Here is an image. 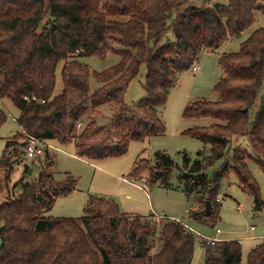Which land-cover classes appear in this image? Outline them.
<instances>
[{
    "label": "trees",
    "instance_id": "trees-1",
    "mask_svg": "<svg viewBox=\"0 0 264 264\" xmlns=\"http://www.w3.org/2000/svg\"><path fill=\"white\" fill-rule=\"evenodd\" d=\"M256 11L264 15V0L202 7L191 0H0V101L19 110L17 123L27 134L60 146L74 143L77 157L92 163L121 158L132 142L165 134L161 109L179 77L203 52L219 50L251 28ZM170 33L174 40L167 39ZM109 53L120 61L102 72H91L78 60ZM61 61L64 89L54 96ZM219 63L224 75L214 88L218 100H195L183 113L186 119L214 120L185 132L210 145V156L193 161L184 155L178 167L157 152L152 168V180L168 188L172 171L180 170L185 191L195 192L189 220L210 228L220 220L218 194L231 172L252 198L254 211H264L260 185L249 169L254 161L264 172V28ZM142 66L147 97L128 107L125 93ZM91 75L100 84L93 95ZM104 105L115 112L108 126L94 119ZM8 117L1 109L0 129ZM238 138L248 139L250 151L230 152ZM25 147L20 131L0 160V197L10 189L15 167L23 168L20 194L0 202V264H192L197 235L186 224L124 213L110 198L91 197L79 219L44 217L58 197L75 190L77 179L67 175L55 181L49 171L55 161L47 150L33 159L42 166L38 178L26 182L31 169L23 167ZM223 160L209 177L207 171ZM148 165L139 161L131 175L141 178ZM201 239L204 264H242L240 241ZM247 264H264V239L249 251Z\"/></svg>",
    "mask_w": 264,
    "mask_h": 264
},
{
    "label": "rangeland",
    "instance_id": "rangeland-1",
    "mask_svg": "<svg viewBox=\"0 0 264 264\" xmlns=\"http://www.w3.org/2000/svg\"><path fill=\"white\" fill-rule=\"evenodd\" d=\"M227 3L228 0H191V4L199 7L215 4L226 5ZM255 17V24L241 36L229 39L219 50L203 52L195 63L199 66L198 72L194 73L190 69L179 77V82L172 90L166 106L161 109V116L166 125L165 134L151 137L144 142H132L126 155L121 158L94 163L97 166L76 157L77 150L74 143L60 146L56 142H52L53 148L50 152L55 165L49 168V171L53 173L54 180L63 181L68 176H73L77 179V184L71 194L58 197L52 210L45 212L44 217L79 219L84 216V208L91 197L113 200L116 197L117 204L124 213L145 219L155 216L156 218H154L159 221L163 218L174 219L190 226L199 233L200 235L196 234L192 264H204L205 248L202 245V237L215 238L219 241H240L243 252L242 264H247L248 253L256 243L255 241H247V239L251 235H262V232H264V211L261 213L254 211L252 198L242 190L234 172H231L221 182L218 194L221 203L220 220L214 228H210L189 220L188 212L194 206L195 192L190 194L185 191L184 182H180V170L176 168L172 171L170 187L168 188L162 185V182L156 177L152 180V168L156 164L157 152H164L169 155L178 167L183 165L184 155H188L193 161L198 159L205 161L210 156V145L190 137L185 132L195 127L208 126L214 123V120L186 119L183 113L185 108L195 100H218L214 88L224 75L219 60L223 55L237 53L241 44L253 32L264 28V15L256 11ZM167 39L174 40V34L170 33ZM78 60L89 66L91 72H102L117 65L120 57L114 53H109L106 58L80 57ZM63 66L64 61H61L57 67V83L54 96L60 95L64 89L61 75ZM146 76L147 68L142 66L139 75L125 93L126 106L131 107L147 97L144 88ZM98 87H100V84L91 75L90 94L93 95ZM262 95L263 91L260 92L259 96ZM1 109L5 110L9 117L6 124L0 129V160L3 158L7 142L21 131L19 124L14 120L19 117V110L14 104L9 100L0 101ZM96 111L94 116L97 117L94 119L100 126H108L112 122L115 112L111 110L109 105H104ZM239 147L250 151L248 139H233L230 152L232 153L235 148ZM141 160L149 164L148 168H144L141 173V178L148 182L144 186L140 183L141 178H135L131 175ZM224 162V160L219 161L207 171V175L211 177L214 171L219 169ZM24 164L31 169L26 182L36 180L42 166L37 161L27 159H24L23 167ZM249 169L260 185L264 200V172L254 161L249 162ZM22 175V165L16 166L12 174L10 189H5L2 192L0 202L17 197L20 194L22 184L18 182L21 180ZM0 176L3 177L2 171H0ZM122 179L128 181L124 182ZM138 185L142 188H139ZM239 207L241 208L240 212L237 210ZM251 227L255 231H251ZM217 230L221 231L220 235Z\"/></svg>",
    "mask_w": 264,
    "mask_h": 264
},
{
    "label": "built area",
    "instance_id": "built-area-1",
    "mask_svg": "<svg viewBox=\"0 0 264 264\" xmlns=\"http://www.w3.org/2000/svg\"><path fill=\"white\" fill-rule=\"evenodd\" d=\"M192 70L194 73L198 72L199 66L194 65ZM14 120L17 122L16 119H14ZM81 128H82V124H79L77 126V131H80ZM21 131L25 135V138H26L25 151H26V159L27 160H33V159H36L40 156H43L47 150H51L53 148L51 142L46 141V140H42V139L36 138L30 134H27L22 128H21ZM140 183L143 186L148 184V182L143 178L140 180ZM138 187L142 188V186H139V185H138ZM218 202H220L219 199H218ZM238 210L241 211V208L239 207ZM186 228H188L190 231L194 232L195 234L200 235L194 229H192L191 227H189L187 225H186ZM217 233L220 234L221 231L217 230ZM202 238L206 239L208 241H211V242L219 241L218 239H215V238H205V237H202Z\"/></svg>",
    "mask_w": 264,
    "mask_h": 264
},
{
    "label": "crops",
    "instance_id": "crops-1",
    "mask_svg": "<svg viewBox=\"0 0 264 264\" xmlns=\"http://www.w3.org/2000/svg\"><path fill=\"white\" fill-rule=\"evenodd\" d=\"M58 150V149H57ZM76 157H77V155H76ZM79 159H81V158H79ZM82 161H84V162H89V161H86V160H84V159H82ZM90 164H93V165H95V166H97L96 164H94V163H96V162H94V163H92V162H89ZM104 163V162H103ZM142 179V178H141ZM144 179V178H143ZM124 182H127L128 180L127 179H122ZM129 183H131V182H129ZM115 200H116V202H117V199H116V197H115ZM237 210H238V208H237ZM238 212H240L239 210H238ZM172 220H174V219H172ZM251 231H255V229L253 228V227H251ZM221 234V233H220ZM219 234V235H220ZM262 239H264V232H262V235H256V236H254V235H251L250 237H249V239H247V241L249 240V241H255L256 243H255V245L257 244V242H259L260 240H262ZM254 245V246H255ZM253 248V247H252Z\"/></svg>",
    "mask_w": 264,
    "mask_h": 264
},
{
    "label": "water",
    "instance_id": "water-1",
    "mask_svg": "<svg viewBox=\"0 0 264 264\" xmlns=\"http://www.w3.org/2000/svg\"><path fill=\"white\" fill-rule=\"evenodd\" d=\"M206 211L208 213H210L212 211V207H211V203L210 202H207V209H206Z\"/></svg>",
    "mask_w": 264,
    "mask_h": 264
}]
</instances>
